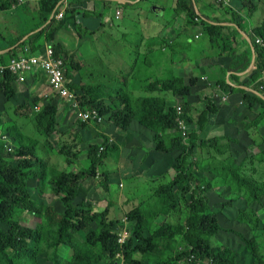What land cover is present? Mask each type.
I'll use <instances>...</instances> for the list:
<instances>
[{
  "label": "rangeland",
  "instance_id": "1",
  "mask_svg": "<svg viewBox=\"0 0 264 264\" xmlns=\"http://www.w3.org/2000/svg\"><path fill=\"white\" fill-rule=\"evenodd\" d=\"M255 1L257 6H264V0ZM66 61L64 65L65 71L68 72V84L86 83L89 91L96 89L98 84L109 88L104 92L90 93L91 99H99L104 105L113 102L109 97L114 96V90H119V88L122 94L131 98L145 96L146 94L139 90V81L148 83L152 81V77L160 78L154 74L146 76V73L145 75H122V72L129 68L128 66L122 67L116 59L87 63L85 58L75 56L74 60L71 59L69 63ZM125 61L128 64V60ZM133 76L136 79L133 80L131 78ZM41 83L45 89L44 94L39 96L40 107L33 103L32 107L24 106V109L20 110L27 118H22L20 122H11L10 116L3 118L6 124H1L0 120L2 148L10 147V153H13L19 141L31 140L35 148L37 168L38 171L40 170V174L36 175V168H31L23 177L31 199L39 212L36 216H29L28 212L21 214L23 225L31 228L41 227L43 207H52L63 213L64 206L60 201L61 198L56 194L58 187L50 184L53 173L77 176L84 172V176L77 180V196L74 199L77 202L76 209L84 212V216L91 213L100 215L101 225L97 222L90 224L87 230L78 235L80 239L83 240L87 233L92 234L94 229L100 228L102 236L108 233L117 235L123 229L127 232V241L130 238V228L136 223L137 213H142L149 206L148 213L151 216L147 223L143 222L145 226L141 236L145 240L149 239L158 244L156 243L157 247L150 248V257L146 258L148 261L143 258L142 264H188L185 259H181V256L185 255L188 247H195L198 244L195 239L185 242L184 234L180 233V228L184 225L186 214L189 212L188 200L176 194V209L170 211L169 214H162V204L155 201L158 190L172 181L176 174L175 167L180 153L156 151L157 145L167 147V141L174 131L166 130L155 139L154 135L157 131L149 130L134 120L125 129L113 125L106 116H100V121L82 122L79 115L87 106L80 107L77 97L78 105L72 104L50 91L46 80L43 79ZM120 84L123 87H120ZM128 84H131L132 88L129 89ZM0 88L3 91L0 90L1 95L8 92L6 87L0 86ZM200 96H203V93L197 90L190 96L194 104H191L188 114L192 115L195 121L198 114L206 107L202 101H197ZM177 100L178 96L169 97V106L166 100L164 110L170 106L174 108L180 106L181 101L177 102ZM44 105L53 108V132L48 138L36 132L35 114L32 113V110L36 112ZM27 112L30 116H27ZM222 116L225 115L210 116L212 120L210 126L204 128L199 134V139L212 138L215 146H201L199 139H196L192 154L187 159L192 169H209L208 172L193 170V173L197 177H204L211 185L209 190L204 192L208 201L202 202V206L207 207L209 213L216 214L221 226V230L211 238V247L228 250L234 255L236 264H264V258L258 261L242 240V237L250 240L253 251L264 257V196L259 202L248 201L245 191H238L233 184H229L226 171L221 169L223 164L233 162L241 166L242 175L252 178L254 174L257 178L264 180V170L257 172L250 168V163H253L250 159L251 155L258 156L263 152L262 140L258 143L256 139L259 137L249 130L252 125L236 120L234 126L233 122L228 123ZM184 129H179L183 135L196 130L197 125H187ZM228 129L231 130L229 133H234L232 137L227 136ZM245 134L250 139L245 137ZM95 149H97V154L93 157ZM99 156L102 158L98 159ZM257 163L264 166V161L262 164L259 161ZM191 195L188 196L189 199ZM165 227L169 228V231L165 232L166 235H161ZM0 229L6 230L7 228L0 225ZM142 246L147 248L144 243ZM69 249L70 247L63 245L58 257L60 258L63 254L64 256L69 255ZM51 257L50 248L47 255L42 254L37 257V264H53L50 262ZM132 257L135 260H142L137 251L133 252ZM122 262L123 257L121 253H118L114 261L104 258L96 264H122ZM61 264H65V260H62Z\"/></svg>",
  "mask_w": 264,
  "mask_h": 264
},
{
  "label": "crops",
  "instance_id": "2",
  "mask_svg": "<svg viewBox=\"0 0 264 264\" xmlns=\"http://www.w3.org/2000/svg\"><path fill=\"white\" fill-rule=\"evenodd\" d=\"M37 8V0L23 3L0 0V64L20 55L24 48L40 54L51 46L53 50L59 48L57 55L64 56L68 63L75 56L85 58L87 63L116 59L122 67L129 68L122 75L146 73V76L154 74L161 79L180 78L192 91L183 98L177 95V102L194 104L190 96L195 90L202 92L203 96L197 101L207 106V98H210L215 108L209 115L207 128L213 114L225 115L222 117L228 123L247 122L252 125L249 130L259 137L255 138L258 143L262 140L264 151V119L257 121L261 119L259 111L264 102V56L259 58L254 46L256 37L260 36L255 34V28L264 22V6L250 11L241 0L225 5L215 0H59L45 21ZM58 13L62 16L58 17ZM219 25L227 26L220 31L230 37V32L238 29L235 55L222 54L219 46L212 42L211 29ZM43 79L46 77L40 71L12 75L5 82L0 79V86L8 91L0 93L1 124L7 123L3 118L8 116L11 122L27 118L20 110L24 106L40 107L39 96L45 89ZM154 79L152 77L151 82ZM139 90L145 96L167 100V106L168 98L176 96L164 88L146 91L139 86ZM246 93L257 96L253 107L243 97ZM43 107L36 112L30 109L36 115ZM227 131V136L234 135L229 133L231 130ZM245 137L249 138L246 134ZM260 155L252 154L250 158L253 162L250 168L257 172L264 170V166L257 163H263Z\"/></svg>",
  "mask_w": 264,
  "mask_h": 264
},
{
  "label": "trees",
  "instance_id": "3",
  "mask_svg": "<svg viewBox=\"0 0 264 264\" xmlns=\"http://www.w3.org/2000/svg\"><path fill=\"white\" fill-rule=\"evenodd\" d=\"M241 1L250 11H254L257 7L255 0ZM58 2L59 0H39L37 11L41 19L45 21L46 16L53 11ZM222 27L227 26H213L212 32L209 34L210 38L213 43L219 46L222 54L235 55L238 52V43L235 39L238 29L232 31V33L230 32V37L222 34L220 31ZM255 34L264 37V22L261 26L255 28ZM254 44L258 57H263V50L255 42ZM54 50L56 54L59 53V48H54ZM65 74L67 76L68 72H65ZM10 76L12 74L7 73L0 79L5 82ZM134 77L131 78L134 80L136 79ZM68 86L71 91L75 92L80 107L85 105L87 106L85 109L94 108L99 115L106 116L117 127L125 129L134 120L149 130L157 131L154 135L155 139L160 134L165 133L166 130L174 131L167 141V147L157 145L156 151L160 153H180L175 167L176 174L172 181L158 190L155 201L162 204V214H169L170 211L176 209V194L184 197L186 201L188 200L189 212L186 214L185 223L180 228V233L184 234L185 242L195 239L198 244L195 247H188L185 255L182 254L181 259H185L188 264H236L234 255L228 250L221 247H211V238L221 230V226L218 223L216 214L209 213L208 208L202 206V202L208 201L204 196V192L209 190L211 185L206 182L204 177H197L193 173V170L208 172L209 169H192L187 162L195 146V140L199 139V134L207 127L210 112L215 111L210 98H207V106L199 114L196 121L192 115L188 114L191 103L183 100L180 102L179 105L183 112L181 116H183L186 124L189 126L197 125L196 130L183 135L177 126L176 118L178 114L176 108L170 106L167 110H164L166 107L162 98L157 96L131 98L122 94L119 88V90H114V96L109 97L114 103L104 105L99 99H91L90 93L104 92L109 89L106 86L98 84L97 88L90 89L91 91H89V86L86 85L68 84ZM139 86L146 91H154L158 88L168 89L176 96H182V98L191 94L192 91L191 86L185 85L180 78L172 77L156 78L151 83H144L140 80ZM227 86L229 85L227 84ZM120 87H123V85L120 84ZM128 87L130 89L132 85L128 84ZM243 97L249 106L253 107L257 96H250L249 93H246L243 94ZM52 110L51 106L45 105L35 115L36 130L45 138H48L53 132ZM259 115L261 119H258V122L264 119V102ZM257 121H255V124L258 123ZM212 140V138H200L199 144L201 146H215ZM103 145H105V142H103ZM34 151L35 148L31 140L27 142L19 141L13 153L6 152L2 148V144L0 145V225L7 228L6 230L0 229V264H37V257L42 254L47 255L50 248L53 257V259L51 257L50 262H53V264H61L62 260H65V264H96L104 258L114 261V257L118 253H121L123 257L122 264H142L144 259L148 261L146 258L150 257V248H155L158 244L156 241L157 244L149 239L145 240L141 236L145 226L143 222L147 223L151 216L148 213L149 206L142 213H137L136 223L130 228V238L122 246L117 244L116 235L108 233L109 235L102 236L100 228L94 229L92 234L87 233L83 240L78 237L79 234L87 230L90 224L97 222L98 225H101L100 215L91 213L84 216V212L76 209L77 202L74 199L77 196V180L84 176V172L79 173L77 176L67 173H53L50 184L58 187L56 194L61 198L60 201L64 206L63 213L54 210L52 207H43L41 227L38 226L39 224L35 228L23 225L21 214L24 212H28L29 216L39 214L23 178L31 168H36V175L40 174ZM96 154L97 149L93 151V157ZM101 158V156L98 157V159ZM260 158L264 161V151L261 153ZM221 169L226 171L229 184H233L238 191H245L248 201L259 202L264 196V181L242 175L240 165L229 162L223 164ZM103 187L105 188L104 184ZM188 194H192L190 199ZM168 231L169 228L165 227L161 235H166L165 232ZM242 240L246 248L258 261L264 258L253 251L250 240L243 237ZM138 242L139 245L137 246ZM142 243L146 244L147 248L143 247ZM62 244L70 247L69 255L64 256L63 254L59 258L58 254L63 246ZM135 251L141 255L142 260L133 259L132 256Z\"/></svg>",
  "mask_w": 264,
  "mask_h": 264
},
{
  "label": "built area",
  "instance_id": "4",
  "mask_svg": "<svg viewBox=\"0 0 264 264\" xmlns=\"http://www.w3.org/2000/svg\"><path fill=\"white\" fill-rule=\"evenodd\" d=\"M26 0H17V3H23ZM36 1V0H35ZM39 1V0H37ZM219 4H230L232 0H215ZM58 17L62 16V13H58ZM255 42L264 52V37L258 36ZM64 56L57 55L51 46L44 48L43 53L34 54L24 48L23 52L18 56L11 57L6 63L0 64V78L4 77L7 73L12 75H18L21 73L40 71L42 75H45L47 84L50 90L64 100L77 104L76 95L74 91H71L67 76L65 74ZM78 105V104H77ZM178 117L176 118L177 126L179 129L185 130L187 126L184 121L182 109L180 106H176ZM101 115L93 109H84L82 114L79 115V119L83 121H100ZM4 150L8 153L11 152V148L5 146ZM117 244L122 246L127 238V232L120 230L117 235Z\"/></svg>",
  "mask_w": 264,
  "mask_h": 264
}]
</instances>
